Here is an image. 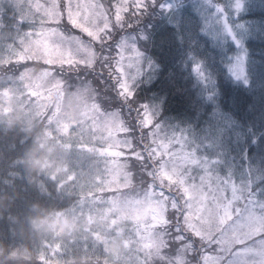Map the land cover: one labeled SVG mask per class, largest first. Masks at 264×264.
Returning a JSON list of instances; mask_svg holds the SVG:
<instances>
[{
    "label": "snow or ice",
    "instance_id": "snow-or-ice-1",
    "mask_svg": "<svg viewBox=\"0 0 264 264\" xmlns=\"http://www.w3.org/2000/svg\"><path fill=\"white\" fill-rule=\"evenodd\" d=\"M147 7L148 0H24L17 9L0 0V32L11 34L0 43V66L13 77L6 86L23 89L37 105L51 139L70 151L96 153L105 159L106 171L79 188L74 204L90 222L95 218L97 227L72 243L99 248L103 243L99 234L110 230L100 224L102 218L115 224L118 211L130 215L139 211L140 218L131 228L129 253L120 264H127L130 253L132 264H188L189 258H197L194 244L193 251L184 248L193 238L211 245L200 264H264V251L244 247L252 225L239 210L235 188L207 170L196 174L194 169L202 165L186 149L184 137L163 135L157 110L138 102L141 54L116 49L112 56L113 32L128 26ZM33 47L39 48L36 55L30 52ZM32 64L50 74L51 89H33L26 82L25 73ZM195 70L200 72L199 66ZM89 82L92 95L83 105L82 118L70 117L59 97ZM30 142L31 138L15 145L4 142L0 176L5 180L12 175L15 153ZM121 161L130 163L144 183L143 196L127 191V181L117 177ZM75 181L73 170L66 181L45 177L43 183L51 189L47 196L52 198L53 194L64 197L66 183ZM14 184L24 181L16 178ZM24 192L26 198L44 194L29 186ZM258 235L264 237V230ZM225 241L231 243L227 254ZM181 249L183 257L178 260ZM40 260L44 264L43 256Z\"/></svg>",
    "mask_w": 264,
    "mask_h": 264
},
{
    "label": "trees",
    "instance_id": "trees-1",
    "mask_svg": "<svg viewBox=\"0 0 264 264\" xmlns=\"http://www.w3.org/2000/svg\"><path fill=\"white\" fill-rule=\"evenodd\" d=\"M3 2L17 9L23 5L19 0ZM242 2L238 11L233 6L235 0H214L212 4L180 0L176 5L175 0L169 12L157 20L151 19L148 46L156 70L152 72L150 85L139 89V98L148 101L165 124L181 128L182 133L188 134L189 143L195 144V141L209 158L216 159L221 174L245 181L250 193L264 198V0ZM214 4L223 9L217 20L224 15L233 35L223 21L221 29L212 10H207ZM149 21L146 16L142 26ZM10 36L0 32V43ZM234 38L246 50V82L235 80L228 71V63L236 50ZM197 66L200 75L196 73ZM12 79L11 73L0 66V160H3L5 141L15 145L17 141L31 138V142L15 153L10 168L12 175L6 180L0 176V202L6 204V210L0 208V246H28L29 264H41V256L44 264H111L103 245L99 248L89 245L84 249L72 243L85 236L65 237L56 233L38 236L30 230L28 220L40 209L77 211L76 194L81 186H89L94 177L89 179L83 174L91 161L85 162L78 156L69 165L70 173L76 172L75 184L66 183L64 197L47 196L51 189L43 180L51 176L27 171L19 159L34 139L42 142L41 135L46 133L41 119L36 120L37 124L32 123L33 117L22 110L28 134L19 129L8 131L5 126L4 113L10 105L9 91L13 89L6 82ZM57 146L61 149L60 144ZM95 169L93 165L92 170ZM68 176L62 173L55 178L66 181ZM16 178H22L24 184H14ZM25 186L44 194L26 198ZM33 205L39 208L33 209ZM112 235L116 234L112 232ZM193 244L197 261L204 247L195 238L185 246L193 251Z\"/></svg>",
    "mask_w": 264,
    "mask_h": 264
},
{
    "label": "rangeland",
    "instance_id": "rangeland-1",
    "mask_svg": "<svg viewBox=\"0 0 264 264\" xmlns=\"http://www.w3.org/2000/svg\"><path fill=\"white\" fill-rule=\"evenodd\" d=\"M173 1L175 0H155L153 3L152 0H148V7L143 12L142 15H140L138 18L133 17L129 22L128 26H125L123 28H117L113 32V44H112V55L113 57L117 54L116 49H124L129 50L130 53L134 54L136 51H138L140 56V63L143 67V74L142 77L137 78V84L138 90L141 87L147 88L149 85L152 72H151V64L149 60L146 58V53L149 50V47L144 42L145 36L147 39H150V27L153 23L151 21V18L157 20L162 15L169 12L173 6ZM180 0H176L175 5ZM202 2H209L213 3L214 0H199ZM242 0H235V3H233V6L236 10H241V4ZM177 7H175L176 9ZM214 16L216 17L217 24L219 27H221V22H225L224 15L221 17L220 20H217L220 16V13L223 12L222 6H215V4L212 6L211 9ZM147 16V19H150L148 24H145L143 30H139L137 28L138 25L143 24V19ZM226 30L231 33V30L229 26L226 24L225 26ZM128 34H127V33ZM139 33V34H138ZM142 34V35H140ZM232 34V33H231ZM233 35V34H232ZM234 41L236 43V50L232 54L230 58V62L228 65L229 71L232 74V76L236 80H246V54L243 50L242 42L239 41L237 38H234ZM50 51V50H49ZM30 52L33 55H36L39 52V48H30ZM37 72V76L33 79L32 73ZM196 73L200 75V72ZM26 82L33 88V89H44L48 90L52 88V80L51 76L48 72L43 70L39 64H32L29 66L27 72L25 73ZM30 79V80H29ZM9 101L8 104H10L7 108V113L19 112L22 113L24 116V112L29 113L33 117L32 123L37 124V119H41L40 115L38 113L37 105L34 102H30L27 96L25 95V92L23 89L17 88L15 91H9ZM137 93V91H136ZM23 95L25 97H23ZM92 95V85L91 82H89V85L83 89H80L79 91H74L71 95L67 96H60V102L65 106L68 115L75 119L82 118L83 115V105L84 103L90 98ZM146 104L144 102H140ZM23 110V111H22ZM167 125V124H165ZM169 129V128H168ZM175 128H172V130H168L169 133L167 135L165 126L161 125V131L163 135H166L168 137H171L173 135L179 137L181 135H184V133L181 132V129L178 131H174ZM45 131V130H44ZM46 133V132H45ZM185 141L188 142L189 136L188 134L183 136ZM41 141L45 142L48 141V144H57L53 139L50 138V136L46 133L44 135V132L41 135ZM194 141V140H193ZM189 143V142H188ZM195 144H191L190 147L188 144H186V149L189 151H192L195 153L197 159L201 162V167H196L194 169V172L196 174H201L202 171L207 170L212 175L219 177L220 179L227 182L230 186V189L232 187L236 190L237 199L239 200V210L244 212L245 218L249 220L250 224L252 225V232L247 237L248 243L244 245L247 249H254L256 251H264V237H260L258 233L262 230H264V227L261 225V221L264 220V198H258V196L255 193H250L247 184L243 180H236L235 177H230V175H224L221 174L219 169L217 168V165L219 164L216 159L209 158L208 154L204 152L203 148H200L199 145L194 141ZM61 145V154L57 158L58 164H68L72 165L73 159H76V157L72 155H77L78 152L76 151H70L66 147ZM85 155V159H89L93 157V162L100 163L99 166L97 164V170L93 171L91 176L90 170L92 167L91 164L87 165L85 167V171L83 172L84 175L88 177H95L97 174H103L106 171V165H105V159L104 157H101L97 155L96 153H87L88 156H86L85 153L82 154ZM87 161V160H86ZM85 161V162H86ZM211 161V163H209ZM214 163V165H213ZM131 166L130 163H127L125 161L119 162V166L116 168V175L119 179H123L124 181H127V191H131L133 194H139L140 196H143L144 193V183L136 177V174L131 166L130 169L128 167ZM130 170V171H129ZM246 191V192H245ZM118 197L120 196L119 193L116 194ZM65 215L70 217L74 221V226L70 231H58L56 234H60V236L65 237H76L78 234L82 236H88L90 233V230L97 227L96 219L93 218L90 222L86 216L81 215L79 210L77 211H70L65 212ZM140 218L139 211H136L134 215H130L128 211H118L117 216L115 217L116 223L112 224L111 220H108L107 218H102L100 220V224H107L108 228L110 230L104 231L99 234L100 239L102 240L103 249L105 250V253L107 254L105 257L107 260H110L111 264H120V261L123 257L127 256L129 253L130 248V240H131V228L132 224L135 222V220ZM163 221V217H160V222ZM113 233H116L115 236L112 235ZM202 247V256L205 254L206 250H211V245L208 244L207 240H199L198 241ZM226 245V253L227 250H230L231 243L230 241L224 242ZM150 246V245H146ZM184 248L186 246L184 245ZM188 251L189 249L186 248ZM132 256L133 254H129V256L126 258L127 264H132ZM183 257V249L179 250L177 253V259H181ZM201 259H198L197 261H193L189 258L188 264H200ZM258 259V258H257Z\"/></svg>",
    "mask_w": 264,
    "mask_h": 264
},
{
    "label": "clouds",
    "instance_id": "clouds-1",
    "mask_svg": "<svg viewBox=\"0 0 264 264\" xmlns=\"http://www.w3.org/2000/svg\"><path fill=\"white\" fill-rule=\"evenodd\" d=\"M4 115L6 116L5 126L8 131L19 129L20 132L28 134V130L24 127L22 114L5 112ZM61 151L55 143L48 144L34 139L33 144L25 150L24 155L19 159L29 172L48 173L51 177H57L62 173L70 175L68 164L60 165L57 163ZM32 207L33 209L39 208L38 205ZM0 208L6 210V204L0 202ZM28 224L30 230L38 236H44L58 231H70L74 226V221L65 215L63 209L51 211L40 209L36 214L30 216ZM30 256V248L26 245L12 248L0 246V264H29Z\"/></svg>",
    "mask_w": 264,
    "mask_h": 264
}]
</instances>
